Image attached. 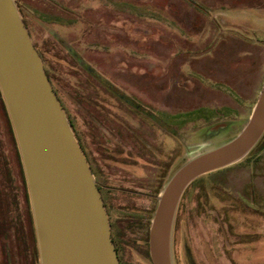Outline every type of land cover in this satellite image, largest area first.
<instances>
[{
	"label": "rangeland",
	"instance_id": "obj_1",
	"mask_svg": "<svg viewBox=\"0 0 264 264\" xmlns=\"http://www.w3.org/2000/svg\"><path fill=\"white\" fill-rule=\"evenodd\" d=\"M15 1L89 160L100 157L96 138L121 143L127 153L137 150L129 136L152 153L154 159L124 155L138 167L114 168L152 217L174 172L237 136L263 87L264 0ZM2 103L0 93V264H40L24 170ZM165 160L168 172L149 189ZM187 189L174 223V264H187L189 255L196 264H264V135L243 159ZM140 246L127 248L124 264H148Z\"/></svg>",
	"mask_w": 264,
	"mask_h": 264
},
{
	"label": "water",
	"instance_id": "obj_2",
	"mask_svg": "<svg viewBox=\"0 0 264 264\" xmlns=\"http://www.w3.org/2000/svg\"><path fill=\"white\" fill-rule=\"evenodd\" d=\"M0 93L26 179L40 264H120L85 152L15 0H0ZM264 135V84L230 141L186 161L167 181L149 229L153 264H174L181 198L198 177L243 159Z\"/></svg>",
	"mask_w": 264,
	"mask_h": 264
},
{
	"label": "flooded vegetation",
	"instance_id": "obj_3",
	"mask_svg": "<svg viewBox=\"0 0 264 264\" xmlns=\"http://www.w3.org/2000/svg\"><path fill=\"white\" fill-rule=\"evenodd\" d=\"M34 45L43 60L45 72L52 84V76L47 68V63L44 60L38 46L35 43ZM69 52L71 54V57L74 58V60L81 66H83L86 71H91L89 67L83 65L82 60L78 56H76V54L72 50H70ZM53 89L55 90L54 86ZM130 106H132L137 111H140L141 109L138 104H135V102H133V104H130ZM141 112L144 113L143 110ZM146 115L157 122L168 132H172L170 131L171 127H168L166 124L161 122L160 119L147 113ZM127 139L131 140L132 145L137 149L136 151L126 153L124 150V146L121 143H114L113 145H109L107 140L104 141V138L101 140L96 138V153L100 157L96 158L93 156V162L90 161V165L95 176L97 186L100 190L104 206L108 213V218L111 226V236L115 245L119 263L124 264L123 254L127 250V248L134 249L135 246L141 245V254L144 255L146 262L148 264H153L149 252L150 224H148V221L150 222L152 215H150V212L146 208L137 207L134 200L136 198L140 199L139 193L135 190L130 189V187H127L124 184L120 183V181L118 182V180L115 178L114 168L118 167L121 164L130 166L133 165V167H138L139 163H135V161H129L124 157V155L128 158H133V160L135 156L141 159L145 156L152 159H154V157H152L151 152H146V146L142 144L141 141L139 142L135 138L129 136ZM157 166L159 168V172L157 171V173L159 174L155 178L154 176L153 178H150L151 181L148 182L149 189L154 188V183H158V181L161 180L162 176H164L168 172V169L171 166V162L170 160H165L163 163L157 164ZM146 196L151 199H153L154 197L152 195ZM114 214L116 215V217L113 216ZM186 263L196 264L194 258L191 259L190 255L187 256Z\"/></svg>",
	"mask_w": 264,
	"mask_h": 264
},
{
	"label": "trees",
	"instance_id": "obj_4",
	"mask_svg": "<svg viewBox=\"0 0 264 264\" xmlns=\"http://www.w3.org/2000/svg\"><path fill=\"white\" fill-rule=\"evenodd\" d=\"M91 71H92V70H91ZM121 98H122V99H126L125 96H121ZM125 101L128 102V103H130V104H133V102H131L129 99H126ZM2 106H3L4 111H5V107H4V104H3V103H2ZM7 120H8V119H7ZM8 122H9V120H8ZM70 123H71V125H72L73 128H74V124H73L72 122H70ZM75 134H76V133H75ZM76 136H77V138H78V140H79V142H80V144H81V146H82V148H83V150H84V152H85V155L87 156V158H88V160H89V157H88V155H87V153H86V150H85V149H86L85 143L83 142V140H82L80 137H78V135H76ZM89 161H90V160H89ZM229 167H230V166H229ZM223 169H224V168H223ZM187 190H188V189H187ZM187 190H186V191H187ZM186 191H185V192H186ZM185 192H184V193H185Z\"/></svg>",
	"mask_w": 264,
	"mask_h": 264
}]
</instances>
